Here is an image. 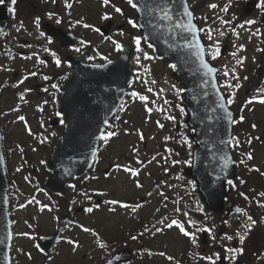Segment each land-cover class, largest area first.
Masks as SVG:
<instances>
[{"label":"flooded vegetation","instance_id":"af4514ba","mask_svg":"<svg viewBox=\"0 0 264 264\" xmlns=\"http://www.w3.org/2000/svg\"><path fill=\"white\" fill-rule=\"evenodd\" d=\"M189 7L192 10L195 22L200 29L207 30L211 28L213 30L219 29L225 32L224 36H218L213 31V40H209L205 32H200V36L203 39L205 47L207 49L216 41H220L219 57L227 56L236 52L237 55L244 54L246 57L247 52H251L252 46L258 41L262 45L260 51L264 49V25L260 24V19L264 16V7H261V0H186ZM72 4L71 8L65 6V0H16L13 4L12 0H0V134L3 140V150L7 162L8 177L11 180L14 172L18 169L22 171H29V177L37 176L34 180L38 182V187L34 189L33 194L25 196V203L33 201L35 197L41 191L46 193L47 198L56 200L57 204L64 203V213L60 218L57 216V221L51 234V236L60 232L59 242L54 248L62 244L67 238L71 246L75 250L82 248L86 250L83 253L82 259L87 256H98L96 262L93 264H106L112 257L120 251L129 249L131 252V261H124L118 264H149L154 263L152 258V250L146 248L144 245L138 246L140 239L143 235L147 236L148 231L152 229L150 225L147 228L134 229L129 234V239H125L123 236L122 227L116 225V229H111L107 222H100L99 220L89 221L94 218L95 211L100 210L104 205V200L100 196L103 186L97 188L91 183H96L102 179L108 180L110 174L117 171L119 168L116 164L110 163L109 167L102 170L98 166V154L96 160L93 163V167L89 173L81 176L79 179H73L66 187L65 196L54 194L50 189L46 188L49 172H47L46 165L49 161V154L45 157L44 162H40V169L47 172H43L38 176V167L35 168L34 154L29 151V147H23L24 154L22 158L12 163L11 156L16 157L21 155V150L17 149L19 146V140L28 139L27 137L41 138L40 145L45 146L46 141H50L49 130L60 129L62 132L65 129V123L67 118V112L63 111L62 98L64 84L70 82L79 67L84 65H104L107 62L114 61L121 55V51L124 45H131L134 51L133 57L130 59V63L135 59V56L139 53L136 49L135 38L141 39L140 47L145 50L149 55H153L154 50L149 47V43L145 40L142 30L139 27L138 11L129 6L126 0H110V3L105 6L103 0H67ZM217 4L216 9H211L210 4ZM115 7H119L123 15L115 11ZM228 7V12L221 11L222 8ZM51 14V16H50ZM107 15L110 19L105 20L103 17ZM207 18V19H205ZM39 19V26L36 24V20ZM134 20L137 23V27L133 28L128 24V20ZM229 20L230 24L224 25L220 21ZM57 20L60 23H57ZM247 20H255L253 25H245V28L238 27L241 23ZM90 25L91 27H84V25ZM258 27L262 34L263 40H253L251 33H247L246 30ZM95 29H99L96 31ZM232 29H235L236 33H239L237 37ZM44 33V35H41ZM239 37H242L239 40ZM51 40V42H49ZM115 42V43H114ZM206 42V43H205ZM121 45V50H117L116 45ZM257 44V45H259ZM242 46V48H241ZM79 48L77 52L75 49ZM245 50V52H244ZM55 53V55H53ZM264 55V51L262 53ZM236 55V56H237ZM243 55V57H244ZM91 57V59H90ZM56 59L61 61L59 67L56 66ZM40 61H44L41 63ZM245 64L247 68H254L256 65L257 75L263 82L264 86V56L259 54L258 58L254 61ZM36 73V75H31ZM27 77V79H25ZM48 77V79H44ZM23 80V83L21 81ZM252 79L248 80V83ZM55 85L56 87H53ZM258 87L259 83H254ZM46 89V90H45ZM251 90H249L250 93ZM248 93V95H249ZM24 99L21 100L20 97ZM126 100V99H125ZM124 100V101H125ZM123 101V102H124ZM118 108L117 112L123 106ZM248 106V103L244 104ZM117 112L114 117L108 122L106 131L114 123V118L117 116ZM23 116L24 120H20ZM39 127L34 128V125ZM41 124V126H40ZM59 130V131H60ZM238 130V129H237ZM62 134V133H61ZM191 134V139H192ZM61 136V135H60ZM234 143L231 145V149L236 164V176L233 179L232 184L227 183L226 190V205H225V217L223 219L228 221L227 233L228 236H232L233 247L238 248V242L235 240L237 232L235 233V224L240 220V216H237L239 212L236 211L239 208L240 212L255 211L250 209L251 205L257 202L255 199L264 198L261 193H264V187L260 181L257 184L256 190L247 187L246 177L244 178L243 168H246L249 164L248 154L256 156L259 151L258 144H263L264 141L258 140L253 145L254 141L250 142L249 150L243 147L244 142H240V137L237 136V132L234 133ZM43 141V142H42ZM14 144V146L12 145ZM48 150L52 147V144H48ZM40 146V147H43ZM264 147V146H263ZM262 147V148H263ZM30 149H32L30 147ZM192 151V150H191ZM34 153L35 150L32 149ZM99 152V151H98ZM12 157V158H13ZM253 159V158H252ZM114 165L115 167L106 174V171ZM258 169H260L257 166ZM129 172H138L140 175L141 170L139 168H131ZM260 178L264 181V171L258 172ZM104 178H102V175ZM137 175V176H138ZM32 180V179H31ZM33 180V181H34ZM18 185L16 191H18ZM74 186V187H73ZM9 188V191H10ZM73 190V196L69 203H67V196L70 191ZM194 191V188H193ZM191 191V192H193ZM92 193L90 202L88 194ZM243 194V195H242ZM100 196V197H99ZM247 197V199H245ZM83 198V200L81 199ZM10 200V192H9ZM146 200L145 197L141 199V203ZM197 202V208L201 207L200 197L197 194L195 197ZM82 202L80 206H77ZM251 203V204H250ZM107 204H110L107 202ZM118 202L116 205H120ZM250 204L249 206H247ZM40 206V205H39ZM43 207L49 205H42ZM77 206V207H76ZM42 207V208H43ZM93 208L91 213L86 211L87 208ZM119 207V206H118ZM109 209L111 208L108 207ZM120 208V207H119ZM10 222H11V248L13 246V210L10 209ZM12 213V214H11ZM237 218L235 219V217ZM61 219V220H60ZM60 220V223H58ZM231 221H234V225L229 227ZM83 228H88L91 231L85 232ZM148 229V230H147ZM72 233V239H69L67 233ZM95 233V235H93ZM42 234V233H41ZM258 238L260 232L254 233ZM41 236V235H40ZM137 237L135 240L132 237ZM45 236L42 237V239ZM264 239V237H263ZM249 240V239H247ZM67 241V242H68ZM40 242V241H39ZM37 242V248L38 243ZM261 240H256L252 243V240L247 241L243 248V254L237 255L236 263H246L245 260L249 259L251 255L256 254L257 258H263L264 246ZM106 245L105 248H101L100 245ZM78 245V246H76ZM216 249L218 245H215ZM208 248V246H207ZM206 248V250H207ZM39 251V249H38ZM41 252V251H40ZM149 254V256L145 254ZM206 252V251H205ZM203 252V253H205ZM52 253V254H53ZM144 254V255H143ZM149 258V259H148ZM256 258V259H257ZM12 260V252H11ZM146 260H149L145 263ZM189 262V260L187 261Z\"/></svg>","mask_w":264,"mask_h":264},{"label":"rangeland","instance_id":"374dc122","mask_svg":"<svg viewBox=\"0 0 264 264\" xmlns=\"http://www.w3.org/2000/svg\"><path fill=\"white\" fill-rule=\"evenodd\" d=\"M246 32L251 33L255 41L260 40L263 36L258 27L248 28ZM253 33L258 34L253 35ZM241 39L242 37H239V40ZM261 39L263 40V37ZM218 42L220 43V41ZM257 44H259L258 41L252 46L251 52H247L246 57L244 54H239L236 57H233L232 54H227L223 58L218 56L216 59H213L212 55L215 51L213 44L207 49V57H209V60L215 66L219 67V85L224 91L226 98L228 100L233 99L234 93V102L228 103V105L237 114L236 122L238 125L236 128H239L241 132L239 134L238 129L237 135L241 138V142H244L243 147L247 148V150H249L250 146L249 141H254L253 145L258 140L264 141V104L254 102L248 107L244 105L248 100H258L260 97H264L263 82L260 80L259 75H257L259 68L256 69L257 66L253 64L254 68L251 67L249 69L245 66V64H251L250 62L258 58L259 54L262 55L263 59V51H260L262 45ZM145 53L147 54L145 50L139 52L135 56V59L132 60L131 66L135 71V80L129 88L130 94L126 97L123 106L117 112L113 125L105 134L115 133V135L109 137L108 140L101 139L100 141L98 166L103 170L109 167L110 163H114L119 168L116 172L110 174L111 176L108 180L102 179L99 183H91L92 187L94 185L97 188H101L100 184L103 186V192L100 193V196L105 203L101 206L100 210H94V218H91L89 221L99 220L100 222H107L111 229H116L114 227L116 225L122 227L123 236L126 240L129 239L128 235L135 228L142 230L150 225L152 229L148 231V235H143L140 243L138 242L137 244L138 246L144 245L146 248L152 250L151 256L154 259V263L148 262L149 260H146L145 263L193 264L194 262L192 261L196 259L194 257H198L200 262L209 264V261L203 258L212 256L215 259L214 254L219 253V256H223L226 262L235 264L236 259L234 261L225 259L229 255L225 249L234 248L231 240L223 238L225 237V233L222 223L226 219L221 220L215 215L207 218L205 216V218L199 217L200 219L198 220H193L191 217L194 214L200 215L198 212L200 208H197L198 204L194 201L197 196L196 192L193 191V188L196 187V182L193 178L187 176L185 172L192 164L191 150L194 147V142L190 135L194 131L186 124V110H184L181 98L184 90L174 76L176 69L171 67L172 64L168 60H158L154 53L153 55H149L152 59H144ZM137 57H139V63H137ZM238 59H244V63L242 65L238 64ZM226 71L228 72L227 76L224 75ZM234 75L239 76L240 79H233ZM249 79H252V81L248 83ZM152 81H155V83H152ZM254 83H259L258 87ZM227 84H239L240 87L228 88L226 87ZM149 88L152 91H148ZM177 89L181 90L179 94H177ZM249 90H251L250 93ZM133 92L138 93V95L132 96L131 93ZM140 96L147 97V101L141 100ZM148 109H151V112ZM169 116L174 117V120L168 119ZM241 116L246 118L245 122L248 126H240ZM33 125L34 128L39 127V125ZM160 125H163V127H160ZM59 130H49V135L47 136L50 138V141H46L45 146L40 145L41 138H33L34 136L19 140L17 149L21 150L19 152L21 155L16 157L11 156L10 160L12 163L15 160L18 163V160L22 158L25 152L21 148L30 146L35 150L33 153L32 149L28 148L34 154L35 166L33 167L37 168V165L40 166V162H44L45 157L50 154L54 148L53 146L57 145L60 141L62 131ZM185 140L191 143L190 148L185 143ZM48 144H52L50 150H48V147L46 148V146H49ZM12 145L14 146V144ZM263 146L264 143L258 144L260 148L256 156L253 155V159L249 161L247 167L243 168L242 174H244V178L246 177L247 187L251 190H253V187L256 190L257 184L260 181L264 187V181L260 178L259 173L252 170L258 166L260 171H264ZM175 161H179L180 163H174ZM186 162H190V164ZM125 168L130 170H132L131 168H139V170H143L140 175L133 176L131 172L124 171ZM38 169L40 168L38 167ZM44 171L40 169L38 176ZM28 173V170H17L11 178L13 182H11L9 201L10 209L12 208L14 215L12 230L15 233L12 240L11 263L93 264L96 262L98 258L96 255L87 256L85 259H82L83 253L86 252L85 246L75 250L67 238L49 257L38 251L37 242L41 241L43 236L51 234L57 221V216L61 218L64 213V203L57 204L55 199L47 198L46 193H42L41 191L33 201L25 203V196L33 194L34 189L38 187V182L34 180L37 176L30 178ZM101 176L104 178L103 174ZM20 184H22V187L19 186L18 191H16ZM137 184L142 185V187H137ZM72 196L73 190L67 196V203L70 202ZM88 197L87 201L90 202L92 193L88 194ZM143 197L146 200L141 203ZM192 198H194L193 201ZM81 199L83 200V198ZM255 200L264 204V198L262 197ZM108 201H117L121 204H107ZM257 202L254 206L251 205L250 207V209H254L255 211L250 212V214L248 212H239L237 215L241 219L235 224L234 232L246 234V239L242 244L243 247L250 239L252 243L257 239L261 240L264 246V207H259ZM41 204L49 206L43 207ZM81 204L82 202L77 204V206ZM123 204L129 205V207H122L121 205ZM110 206L111 208L109 209L108 207ZM176 209H180V211L177 212ZM185 212L188 213L187 216L183 214ZM248 216H252L257 221L252 226L250 232L245 227L246 224L250 223L247 220ZM174 219L184 223L185 228L190 231H194L195 229L189 227L187 223L189 219L195 221L198 227L212 228L217 239L213 242L208 235L209 243L206 245L208 248L203 253V246L200 243L202 233H197L198 243L197 245H193L175 226L171 229L164 227V224L170 223ZM60 220H58V223H60ZM160 220H163L164 224L158 223ZM233 225L234 221H231L229 227L232 228ZM158 228L163 229V231H157ZM256 232H260L258 238L254 234ZM226 235L228 236V233ZM67 236H69V239L73 237L70 232L67 233ZM235 240L238 242V248H242L238 235ZM216 244L218 247L214 249ZM161 252L165 253V255H159ZM145 255L149 256L148 252ZM169 256L173 257V259L169 260L167 258ZM262 257L257 258V255L254 254L245 261L246 263L249 261L250 264H264V255ZM219 259L216 261V264ZM188 260L192 263H187Z\"/></svg>","mask_w":264,"mask_h":264},{"label":"water","instance_id":"95a60500","mask_svg":"<svg viewBox=\"0 0 264 264\" xmlns=\"http://www.w3.org/2000/svg\"><path fill=\"white\" fill-rule=\"evenodd\" d=\"M139 8V27L150 43L159 60H169L175 65L176 76L183 90L188 127L194 130L195 141L193 163L186 170L198 183V192L210 212L224 213L226 184L233 182L236 175V159L230 149L232 141L234 111L228 107L227 99L219 87L218 67L206 57V47L198 32V39L203 46V60L212 73L201 64L196 47L189 34L176 27L186 23L183 16L186 0H134ZM171 9V20L161 19V11ZM193 14V13H192ZM264 25V16L260 19ZM192 23L198 25L193 17ZM121 55L104 65H84L79 67L74 78L64 84L62 106L67 112L65 129L60 142L54 146L46 165L50 172L46 188L54 194L65 196L66 187L73 179H79L89 172L96 159L99 142L106 131L108 122L117 112L123 100L130 93L129 86L134 81V70L130 59L134 55L131 45H124ZM224 107L221 108L220 105ZM225 110L231 113L225 117ZM225 158L229 163L225 167ZM115 166L112 165L109 173ZM8 171L0 134V264L11 263V222L9 211ZM60 232L43 238L39 243L40 251L50 255L59 242ZM201 242L206 245L207 234ZM132 259L129 249L117 252L106 264H118ZM219 264H226L222 259ZM241 264V263H237Z\"/></svg>","mask_w":264,"mask_h":264},{"label":"snow or ice","instance_id":"6c2138e0","mask_svg":"<svg viewBox=\"0 0 264 264\" xmlns=\"http://www.w3.org/2000/svg\"><path fill=\"white\" fill-rule=\"evenodd\" d=\"M12 2H13V4H15V3H16V0H12ZM53 2H55V0H53ZM126 2H127V4H128L129 6H131L133 9H136L137 11H139V8H138L137 4L134 2V0H126ZM109 3H110V0H103V4H104L105 6H107ZM65 6H66L67 8H71V7H72V4H71V3H68L67 0H65ZM209 7H210L211 9H216V8L218 7V5L215 4V3H213V4H210ZM261 7H264V0H261ZM228 10H229L228 7H224V8L221 9V11H223V12H225V13H227ZM115 11H116L117 13H120L121 15H123V12H122V10H121L119 7H115ZM161 11L163 12V15L160 17L161 19H167V20H171V19H172V16H171V9H169V8H164V9H162ZM50 16H51V14H50ZM183 16L187 17V21H186V23H180V24H177L176 27L180 28L182 31H184V32H186L187 34H189L190 38H191L193 41H195L194 44H188V45H186V46H187V47H196V48H197V50H198V51H197V55H198V57H199L200 60H201V64H202V66H203L204 68L207 69V73H212V72L214 71V69L211 68V67H209V65L207 64V62H205V61L203 60V46L200 44V41H199V39H198V32H205V34L207 35V38H208L210 41L213 40V31H215L216 34H217L218 36H224V35H225V32H224V31H221V30H219V29L213 30V29H211V28H208L207 30H205V29H197L196 25L192 23V20H193V14H192L191 11H189L187 5L184 6V9H183ZM103 18H104L105 20L110 19V17L107 16V15H105ZM205 19H207V18H205ZM127 22H128V24H130L133 28H136V27L138 26L137 23H136L134 20L129 19ZM220 22H221L222 24H224V25H228V24L231 23V21H229V20H223V19H221ZM57 23H60V21L57 20ZM255 23H256L255 20H247V21H245L244 23H241L238 27H240V28H245V25H253V24H255ZM36 24H37V26H39V19L36 20ZM84 27L87 28V27H91V26L85 24ZM95 30H96V31H99V29H95ZM232 32H233L237 37L239 36V33H236V32H235V29H232ZM257 34H258V33H253V35H257ZM41 35H44V33H41ZM49 42H51V40H49ZM114 43H115V42H114ZM135 44H136V49H137V51H138V52H142L143 49L140 47V45H141V39H140L139 37L135 38ZM116 47H117V50H121V45L117 44ZM149 47H151V45H149ZM213 48H214L215 51H214V53H213V55H212V58H213V59H216V58L219 56V54H220V48H219V42H218V41H216V42L213 43ZM241 48H242V46H241ZM75 51L79 52L80 49L77 48V49H75ZM262 51H264V49H262ZM53 55H55V53H53ZM232 55H233V57H236L237 53H236V52H233ZM90 59H91V57H90ZM144 59H152V57L148 56V55L145 53V54H144ZM40 62H41V63H44V61H40ZM55 63H56V66H57V67H59V66L61 65V61H60L59 59H56ZM137 63H139V57H137ZM237 63L242 65V64L244 63V59H238V60H237ZM171 67H173V69H175L176 66H175V65H172ZM31 75H36V73H32ZM224 75L227 76V75H228V72L226 71V72L224 73ZM25 79H27V77H25ZM44 79L47 80L48 77H44ZM233 79L239 80L240 77L234 75V76H233ZM245 79H247V77H245ZM21 83H23V80L21 81ZM145 83H147V81H145ZM152 83H155V81H152ZM53 87H56V86L53 85ZM173 87H175V86H173ZM226 87H228V88H238V87H240V85H239V84H236V85H233V84H227ZM45 90H46V89H45ZM148 91H152V89L149 88ZM180 91H181L180 89H177V94H179ZM131 95H132V96H137L138 93L133 92V93H131ZM139 98H140L141 100H143V101H147V97H145V96H140ZM20 99L23 100L24 97L21 96ZM166 102H167V101H166ZM233 102H234V93H233V99H229V100H228V103H229V104H231V103H233ZM254 102H258V103H260V104H264V97H260L258 100H255V99H253V100H249V101H248V104H252V103H254ZM220 106H221V108L224 107L222 104H221ZM148 111L151 112V109H148ZM181 111H183V109H181ZM225 117H226V118H230V117H231V113H230V112H227V110H225ZM168 119H170V120H174V117L169 116ZM20 120H24V117L21 116V117H20ZM240 121H243V117H242V116L240 117ZM231 122L235 123L236 121H231ZM157 123H159V122H157ZM160 127H163V125H160ZM253 127H255V125H253ZM113 135H115V133H108L107 135L102 136L101 139H103V140H108L109 137H111V136H113ZM141 138H143V137L141 136ZM42 142H43V141H42ZM250 142H251V141H249V143H250ZM185 143L188 144L189 148L191 147V143H190L189 141L185 140ZM223 143H225V144L227 145V144H231L232 141H224ZM252 158H253L252 155H251V154H248V159L251 160ZM174 163H180V162H179V161H175ZM186 163H189V164H190V162H186ZM228 163H229L228 159L225 158V167H227V164H228ZM18 170H19V169H18ZM252 170H253V171H257V172L260 171V169H258V168H256V169H252ZM124 171L127 172V171H130V169L125 168ZM138 174H139L138 172H135V171L132 172V175H133V176H136V175H138ZM262 175H264V173H262ZM228 183H229V184H232L233 187H235V185L233 184V182H232L231 180H229ZM73 187H74V186H73ZM137 187H142V185L137 184ZM242 195H243V194H242ZM260 195H261V196H264V193H261ZM245 199H247V197H245ZM108 203H110V204H116V203H118V202H117V201H108ZM257 203H258V206H259V207H264V204H261V203H259V202H257ZM121 206H122V207H125V208L129 207V205H127V204H123V205H121ZM200 210L202 211V208H201ZM86 211H87L88 213H91V212L93 211V208L89 207V208L86 209ZM176 211L179 212L180 209H176ZM236 211H237V212H240L241 210H240L239 208H237ZM183 214H184L185 216L188 215L187 212H185V213H183ZM247 220H248L250 223H249V224H246L245 227H246L247 231L250 232V231L252 230V226H254V225L257 223V221L254 220V219L252 218V216H248V217H247ZM158 223H160V224H164V221H163V220H160V221H158ZM187 223H188V225H189L190 228H194L195 230H194V231H190V230L186 229L184 223H181V222H179V221H177V220H175V219L172 220L170 223L164 224V227H166V228H168V229H171L173 226H175V227L179 230V232H180L184 237L188 238L189 241L191 242V244H193V245H197V243H198V236H197V233H207L213 242L216 241L217 238H216V236L214 235V230H213L212 228H208V227H198V226H197V223H196L195 221H192L191 219H189V220L187 221ZM224 223L227 224L228 221H224ZM83 231H85V232H90L91 230L88 229V228H83ZM157 231H163V229H159V228H158ZM25 235H26V234H25ZM93 235H95V233H93ZM237 235H238V238H239V243L242 245V244L244 243L245 239H246V234H240V233H237ZM136 238H137V237H135V236L132 237V239H134V240H135ZM223 238H226V239H228V240H232V239H233L232 236H227L226 234H225V237H223ZM69 243H73V242H72V241H69ZM76 246H78V245H76ZM100 247H101V248H105L106 245L101 244ZM225 251H226L227 253H229V255L225 257V259H228L229 261H234V260L236 259V255H242V254H243V248H226ZM159 255L164 256L165 253L161 252V253H159ZM214 255H215V259H214L212 256L204 257L203 259H207V260L209 261V264H216V261L220 258V256H219V253H216V254H214ZM167 258H168L169 260H172V259H173V257H171V256H169V257H167Z\"/></svg>","mask_w":264,"mask_h":264},{"label":"trees","instance_id":"16d2710c","mask_svg":"<svg viewBox=\"0 0 264 264\" xmlns=\"http://www.w3.org/2000/svg\"><path fill=\"white\" fill-rule=\"evenodd\" d=\"M241 125L248 126V125L246 124L245 121H242L241 124H240V126H241ZM201 205H202L203 207H202V211H201V210L199 211L200 216H203V217L205 216L206 218L209 217V216H211L212 214L206 210L205 206H204L202 203H201ZM215 216H218V217L221 218L220 215H215ZM205 217H204V218H205ZM194 219L198 220V219H199V216H198V215H194V216H193V220H194ZM222 224H223V223H222Z\"/></svg>","mask_w":264,"mask_h":264}]
</instances>
